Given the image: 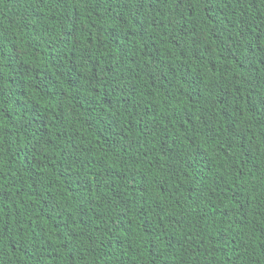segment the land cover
I'll return each mask as SVG.
<instances>
[{
    "label": "trees",
    "instance_id": "trees-1",
    "mask_svg": "<svg viewBox=\"0 0 264 264\" xmlns=\"http://www.w3.org/2000/svg\"><path fill=\"white\" fill-rule=\"evenodd\" d=\"M0 264H264V0H0Z\"/></svg>",
    "mask_w": 264,
    "mask_h": 264
}]
</instances>
